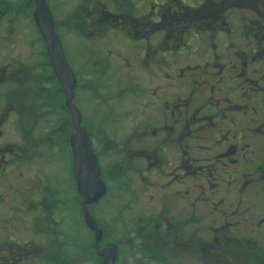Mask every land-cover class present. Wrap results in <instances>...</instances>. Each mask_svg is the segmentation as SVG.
Wrapping results in <instances>:
<instances>
[{
	"label": "flooded vegetation",
	"instance_id": "flooded-vegetation-1",
	"mask_svg": "<svg viewBox=\"0 0 264 264\" xmlns=\"http://www.w3.org/2000/svg\"><path fill=\"white\" fill-rule=\"evenodd\" d=\"M44 1L105 192L78 191L35 0L28 63L2 53L26 34L0 0V264H99L107 243L114 264H264V0ZM40 141L71 182L20 172Z\"/></svg>",
	"mask_w": 264,
	"mask_h": 264
},
{
	"label": "water",
	"instance_id": "water-1",
	"mask_svg": "<svg viewBox=\"0 0 264 264\" xmlns=\"http://www.w3.org/2000/svg\"><path fill=\"white\" fill-rule=\"evenodd\" d=\"M34 6V21L48 51L52 53L55 75L65 95V102L70 112L71 124L75 130L70 137L73 174L78 191L83 194L84 202L87 205L102 197L105 192V187L100 179V171L96 158L90 149L86 132L80 126L78 109L72 102L75 79L55 36L49 10L44 0H35ZM84 221L86 226L94 231V245L97 248L98 242L101 239V230L96 227L87 210L84 213ZM116 251L114 244H105L100 253L101 261L99 264H114Z\"/></svg>",
	"mask_w": 264,
	"mask_h": 264
},
{
	"label": "rangeland",
	"instance_id": "rangeland-1",
	"mask_svg": "<svg viewBox=\"0 0 264 264\" xmlns=\"http://www.w3.org/2000/svg\"><path fill=\"white\" fill-rule=\"evenodd\" d=\"M21 4V16L19 19V27L21 29L22 35L26 34L25 39L18 44L17 46H10L12 43L10 42H5L4 45V50L2 53L7 54L11 53L13 56L20 57L23 61L28 63V59L30 56L33 55L35 51L36 45H31L30 38L32 37L31 35H28V29L27 33L24 29L25 27L29 28V22L26 18V15L24 13L26 12V9L24 7V0H19ZM29 82H26V86H30ZM27 102V100H24ZM37 147L35 149V153L30 157L29 162L30 164L28 165V169H24L23 167L20 168V172L24 174L28 179H34L36 176L38 177H44V173H48L49 175L52 174L54 180L58 182H62L65 185L68 182H71V174L69 170V159L68 157H60L53 155V153H50V151L47 148V143L46 141H40L37 142ZM31 167V168H30ZM30 168V169H29ZM18 174V172H17ZM10 182H13L14 179H10ZM88 264V263H85Z\"/></svg>",
	"mask_w": 264,
	"mask_h": 264
}]
</instances>
